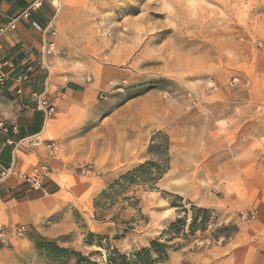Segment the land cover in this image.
<instances>
[{
  "label": "rangeland",
  "instance_id": "374dc122",
  "mask_svg": "<svg viewBox=\"0 0 264 264\" xmlns=\"http://www.w3.org/2000/svg\"><path fill=\"white\" fill-rule=\"evenodd\" d=\"M70 19L81 79L103 80L99 110L68 135L86 137L89 159L48 142L67 163L58 189L31 223L0 210V264H108V250L159 237L168 258L155 264H241L225 247L264 236V0H80ZM166 145L168 169L149 182ZM45 240L85 259L53 260Z\"/></svg>",
  "mask_w": 264,
  "mask_h": 264
},
{
  "label": "crops",
  "instance_id": "0c3cea01",
  "mask_svg": "<svg viewBox=\"0 0 264 264\" xmlns=\"http://www.w3.org/2000/svg\"><path fill=\"white\" fill-rule=\"evenodd\" d=\"M28 1L0 0V26L16 16ZM79 3L80 0H63L61 8L56 11L53 3L46 0L28 18H19L13 29L0 35V62L2 70L8 75L0 87V174L2 168L8 167L21 173L25 166L28 167L26 162L32 156L53 169V166L56 167L44 177L37 189L27 187L16 174L0 179V210L11 222L25 219L28 223L33 222L35 211L32 207H38L40 201L58 189L53 177L61 175L62 169L59 168L67 163L52 159L48 142L55 140L52 143L61 144L66 151L76 149V164L89 159L77 149H83L86 137L68 136L83 123L82 111L97 112L103 99L99 91L103 87L102 79L100 82L95 77L91 83L81 79V44L76 39L79 34L69 28L70 13ZM49 22L54 34L51 30L42 33L33 25L36 23L44 27ZM44 42H51V50L43 59L41 47ZM28 66L32 67L30 71L26 70ZM18 74H26V78L16 82L14 78ZM40 92H44L55 106L49 116L36 107L33 93ZM98 147L96 142L90 147V160L93 159L95 168L101 160ZM68 151L67 155H70ZM169 173H172L171 170ZM99 184L94 188H100ZM255 225L256 231L264 227V217L258 218ZM243 234L241 232V237ZM247 237L242 240L246 242H232L225 247L232 250L230 258L235 262L241 260V264H264V236L248 232Z\"/></svg>",
  "mask_w": 264,
  "mask_h": 264
},
{
  "label": "trees",
  "instance_id": "16d2710c",
  "mask_svg": "<svg viewBox=\"0 0 264 264\" xmlns=\"http://www.w3.org/2000/svg\"><path fill=\"white\" fill-rule=\"evenodd\" d=\"M168 145L165 146V156L167 155ZM151 168L155 169L156 174L154 176L149 177V182H156L157 179H159L168 169V158L167 156L163 158L158 163L156 162H150L148 163ZM161 165V166H159ZM139 170L147 171L146 174H150L148 172L147 165L140 166ZM176 206H183L182 204L176 205ZM192 209L200 212H206L207 209L191 205ZM180 221V219H177L176 222ZM194 222V218L192 219V223ZM177 223H172L171 227H175ZM236 228V227H235ZM163 235V233H162ZM41 248H43L47 254L53 259V260H59L60 258L66 257L69 253L76 255L78 257L77 262H79V258L85 259L84 256L80 252L70 250L68 248H64L61 246H58L54 241L51 240H45L39 245ZM168 258V253L166 250V244L162 241H160V237L153 239L150 241L148 246L142 247L140 249L134 250L129 255L120 252L117 248H112L111 250H108L106 261L108 264H155L156 262L164 261ZM90 262V260H87Z\"/></svg>",
  "mask_w": 264,
  "mask_h": 264
},
{
  "label": "built area",
  "instance_id": "2783aa9c",
  "mask_svg": "<svg viewBox=\"0 0 264 264\" xmlns=\"http://www.w3.org/2000/svg\"><path fill=\"white\" fill-rule=\"evenodd\" d=\"M44 1L46 0H29L26 6L16 16H14L12 19L3 23L0 26V35L9 29H13L16 26V22L19 18H28L31 15L32 11L39 8ZM50 1L53 3L56 11H58L61 8L63 0H50ZM33 25L35 26L36 29L40 30L42 33H45L47 30H51V33L54 34V30L52 28L51 22H49L44 27L36 23H34ZM50 50H51V42H44L41 47V54L43 59L45 55H47L50 52ZM31 69H32L31 66H28L26 68V70L28 71H30ZM25 78H26V74H18L15 76L14 80L16 82H20ZM7 79H8V75L2 70V63L0 62V87L6 82ZM33 96H35L36 98V107L38 109L43 110L47 116L51 115L54 112L55 106L46 98L44 92L33 93ZM0 125H2V123H0ZM12 128L15 129V126H13ZM52 146L54 147L53 144ZM50 172H51L50 168L46 164H40L38 166L33 167L30 173H23V172L20 173L17 170H15L13 167H8L1 169L0 179H3L10 174H16L22 178V180L29 186V188L37 189L41 187L44 177H46Z\"/></svg>",
  "mask_w": 264,
  "mask_h": 264
}]
</instances>
